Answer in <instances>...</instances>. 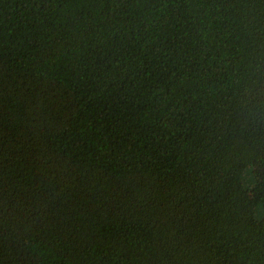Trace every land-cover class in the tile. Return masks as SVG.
Returning a JSON list of instances; mask_svg holds the SVG:
<instances>
[{"label":"trees","instance_id":"16d2710c","mask_svg":"<svg viewBox=\"0 0 264 264\" xmlns=\"http://www.w3.org/2000/svg\"><path fill=\"white\" fill-rule=\"evenodd\" d=\"M264 0H0V264H264Z\"/></svg>","mask_w":264,"mask_h":264},{"label":"rangeland","instance_id":"374dc122","mask_svg":"<svg viewBox=\"0 0 264 264\" xmlns=\"http://www.w3.org/2000/svg\"><path fill=\"white\" fill-rule=\"evenodd\" d=\"M255 175L258 179L262 177V174L264 173V167L262 165H255Z\"/></svg>","mask_w":264,"mask_h":264}]
</instances>
